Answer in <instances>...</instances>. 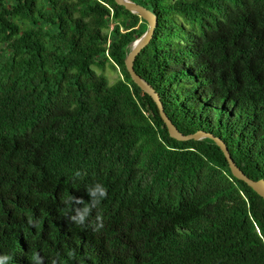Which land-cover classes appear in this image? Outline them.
<instances>
[{"label": "trees", "instance_id": "16d2710c", "mask_svg": "<svg viewBox=\"0 0 264 264\" xmlns=\"http://www.w3.org/2000/svg\"><path fill=\"white\" fill-rule=\"evenodd\" d=\"M134 1L169 117L264 178V0ZM148 27L115 0H0V264H264V198L214 140L172 138L126 68Z\"/></svg>", "mask_w": 264, "mask_h": 264}, {"label": "water", "instance_id": "95a60500", "mask_svg": "<svg viewBox=\"0 0 264 264\" xmlns=\"http://www.w3.org/2000/svg\"><path fill=\"white\" fill-rule=\"evenodd\" d=\"M117 4L123 5L127 10L132 13L138 14L141 18L146 20L149 24L148 29L144 32L131 46V50L125 58V64L128 72L131 75L132 80L146 93H148L156 102L159 113L164 120L169 134L172 138H175L180 141H188V140H202L205 138H210L214 140V142L222 149L225 157L228 160L230 169L233 175L245 183H247L254 191H256L259 195L264 198V178L261 179H253L248 176L236 163L233 159L228 145L226 142L219 136L213 134L212 132H208L205 130H198L194 133L185 134L183 133L176 124L172 121V119L168 116L165 111L164 103L161 99L160 94L154 88L152 84H150L145 78L139 75L135 70V60L137 56L141 53V51L151 42L154 37L155 30L158 26V15L155 14L152 10L141 5L140 3L135 2L134 0H115Z\"/></svg>", "mask_w": 264, "mask_h": 264}, {"label": "clouds", "instance_id": "9594fccd", "mask_svg": "<svg viewBox=\"0 0 264 264\" xmlns=\"http://www.w3.org/2000/svg\"><path fill=\"white\" fill-rule=\"evenodd\" d=\"M80 173L77 172L76 176H79ZM87 192L94 198L91 204H85V211L83 214L80 215L77 223L78 224H83L84 222V216L91 213L92 209L97 207L99 205V203L101 202L102 199H105L108 195V191L107 188L100 184V183H96L94 186L90 187L87 189ZM97 193H99V195L97 196ZM72 199H75L74 197ZM77 203H84L83 199H79L76 201ZM75 219V217L73 218ZM96 230H99L100 228H103V221L101 216L97 215L96 216Z\"/></svg>", "mask_w": 264, "mask_h": 264}, {"label": "rangeland", "instance_id": "374dc122", "mask_svg": "<svg viewBox=\"0 0 264 264\" xmlns=\"http://www.w3.org/2000/svg\"><path fill=\"white\" fill-rule=\"evenodd\" d=\"M171 0H166L164 3L169 4ZM113 27V25H112ZM136 41V40H135ZM98 71L105 73L111 80V82H115L118 78L122 77V73L119 69H114L110 65H107V67L104 70L98 69ZM135 83V82H134ZM146 93V92H145ZM148 94V93H147ZM149 95V94H148ZM161 116V115H160ZM169 116V115H168ZM162 118V117H161ZM164 121V120H163ZM165 123V122H164Z\"/></svg>", "mask_w": 264, "mask_h": 264}]
</instances>
